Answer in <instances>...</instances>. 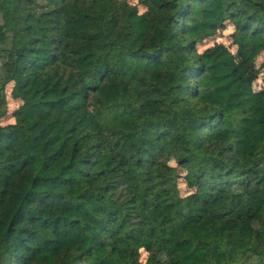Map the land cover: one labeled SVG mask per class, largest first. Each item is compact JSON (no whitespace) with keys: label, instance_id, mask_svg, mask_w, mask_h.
<instances>
[{"label":"trees","instance_id":"trees-1","mask_svg":"<svg viewBox=\"0 0 264 264\" xmlns=\"http://www.w3.org/2000/svg\"><path fill=\"white\" fill-rule=\"evenodd\" d=\"M0 264H264V0H0Z\"/></svg>","mask_w":264,"mask_h":264},{"label":"rangeland","instance_id":"rangeland-1","mask_svg":"<svg viewBox=\"0 0 264 264\" xmlns=\"http://www.w3.org/2000/svg\"><path fill=\"white\" fill-rule=\"evenodd\" d=\"M130 2H132V3H135L136 2V0H129ZM232 31V27H228L224 32H223V34H222V38H220L218 41L219 42H223V43H227L228 42V38H227V36L230 34V32ZM213 44V42H211V41H209V42H207V44H203V45H201V46H199V51H202L203 49H205V48H207V47H209V46H211ZM12 107L14 106V105H11Z\"/></svg>","mask_w":264,"mask_h":264}]
</instances>
